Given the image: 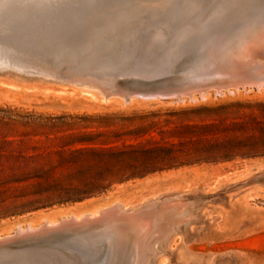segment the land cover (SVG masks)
Listing matches in <instances>:
<instances>
[{
  "label": "rangeland",
  "instance_id": "obj_1",
  "mask_svg": "<svg viewBox=\"0 0 264 264\" xmlns=\"http://www.w3.org/2000/svg\"><path fill=\"white\" fill-rule=\"evenodd\" d=\"M263 1L0 0V239L104 210L119 228L113 248L88 227L74 238L84 255L36 239L0 249V264H90L104 251L103 264H126L130 239L136 264H264ZM197 33L240 36V54L214 62L233 75L223 92L183 76L207 69L189 58ZM154 76L195 92L132 98V80Z\"/></svg>",
  "mask_w": 264,
  "mask_h": 264
},
{
  "label": "bare ground",
  "instance_id": "obj_2",
  "mask_svg": "<svg viewBox=\"0 0 264 264\" xmlns=\"http://www.w3.org/2000/svg\"><path fill=\"white\" fill-rule=\"evenodd\" d=\"M71 1V0H70ZM90 1V0H89ZM102 1V0H101ZM150 1V0H149ZM201 1V0H200ZM203 1V0H202ZM173 2H175V1H173ZM264 2V1H263ZM149 3V2H148ZM158 3V2H157ZM182 3V2H181ZM233 3H235V2H233ZM248 3V2H247ZM258 3V2H257ZM262 3V2H261ZM150 4V3H149ZM170 4V3H169ZM173 4V3H172ZM206 4V3H205ZM167 5V4H166ZM177 5V4H176ZM175 5V6H176ZM180 5V4H179ZM179 5H177V6H179ZM198 5V4H197ZM201 6H202V4H200ZM172 6V5H171ZM206 6V5H205ZM247 6V5H246ZM248 6H249V4H248ZM257 6V5H256ZM158 7V6H157ZM179 7H182V6H179ZM259 7V6H258ZM79 8V7H78ZM125 8V7H124ZM144 8V7H143ZM183 8V7H182ZM185 8V7H184ZM200 8H202V7H200L199 6V9ZM242 8H244V7H242ZM61 10V9H60ZM122 10V9H121ZM133 10V9H132ZM174 10V9H173ZM183 10V9H182ZM181 10V11H182ZM201 10V9H200ZM246 10V9H245ZM251 10V9H250ZM257 10H259V9H257ZM66 11V10H65ZM176 11V10H175ZM261 11V10H260ZM16 12V11H15ZM62 12V11H61ZM178 12V11H177ZM179 12H180V10H179ZM239 12V11H238ZM250 12H252V11H250ZM49 13V12H48ZM47 13V14H48ZM129 13H130V11H129ZM41 14V13H40ZM75 14V13H74ZM122 14V13H121ZM242 14V13H241ZM248 14V13H247ZM246 14V15H247ZM46 15V14H45ZM52 15V14H51ZM54 15H56V14H54ZM53 15V16H54ZM130 15V14H129ZM134 15H136V14H134ZM169 15V14H168ZM34 16V15H33ZM33 16H32V18H33ZM45 17V16H44ZM147 17V16H146ZM262 17V16H261ZM46 18V17H45ZM48 18V17H47ZM145 18V17H144ZM166 18V17H165ZM171 18V17H170ZM196 18V17H195ZM244 18V17H243ZM6 19V18H5ZM16 19V18H15ZM38 19V18H37ZM204 19V18H203ZM218 19H220V18H218ZM44 20V19H43ZM42 20V21H43ZM84 20V19H83ZM148 20V19H147ZM8 21V20H7ZM60 21V20H59ZM71 21V20H70ZM135 21V20H134ZM40 22V21H39ZM45 22V21H44ZM64 22H65V20H64ZM41 23V22H40ZM70 23V22H69ZM18 24V23H17ZM37 25V24H36ZM12 26V25H11ZM62 26V25H61ZM67 26V25H66ZM173 26V25H172ZM256 26V25H255ZM37 27V26H36ZM70 27V26H69ZM38 28V27H37ZM62 28V27H61ZM86 28V27H85ZM40 29V28H39ZM53 30V29H52ZM163 30H164V28L162 29V32H163ZM166 30V29H165ZM64 31H65V29H64ZM59 32V31H58ZM85 32V31H84ZM167 32H168V30H167ZM241 32V31H240ZM25 33H26V31H25ZM49 33V32H48ZM51 33V32H50ZM112 33V32H111ZM165 33V32H164ZM12 35V34H11ZM181 35V34H180ZM190 35V34H189ZM207 35V34H206ZM205 35V36H206ZM261 34H259V36H260ZM164 37H165V35H163ZM222 36H227L228 37V40H229V42L231 43L230 44V48H225V47H223L221 44H219V51H220V53L219 54H216V56L218 57V59L216 58V56H214L215 55V53H214V55H213V53H211L212 51H210L209 49H203V50H199L198 48H196V44L198 43H195V45H193L192 46V50H191V52H190V54H189V58H190V60H192V62L194 61H196V62H199V61H201V59H203L205 62H208V65L205 67V68H207L206 70H204L203 72H201L200 71V69H195V72L194 73H191L190 72V70L191 69H189L188 71H185L184 72V74H183V76L184 77H186V78H191V76L192 77H194V78H198V76H200V75H202V74H204V75H206V76H204V81L201 83V84H198V85H200V86H202V85H204V86H206V85H211L212 84V79H213V77L212 76H215V75H219V77H221L222 79H224L225 77H228L227 75L224 77V75L227 73H225V71L227 70V66L226 67H222V66H216V67H213V66H215V64H214V62H217V63H219V65H220V62H222L223 60L225 61L224 63H223V65L226 63V65H227V62L226 61H228V59L227 58H230V56L228 55L227 56V54H225V52H228V51H230L231 50V53L230 54H232L233 55V53L234 52H236V51H234V46L236 45L235 43V41H236V38H238L239 40H241L239 37L240 36H238V35H236L237 37H235L233 34L232 35H230V34H228V35H226V33H224ZM258 36V37H259ZM55 37V36H54ZM204 37V36H203ZM241 37H243V36H241ZM258 37H257V39H258ZM262 37H263V34H262ZM88 38V37H87ZM100 38V37H99ZM243 38H246V37H243ZM255 38V37H254ZM261 38V37H260ZM208 39V38H207ZM211 40H215V39H217V37H211L210 38ZM42 40H44V39H42ZM249 40H251L250 38H249ZM249 40H247V41H249ZM261 40V39H260ZM78 41V40H77ZM258 40H256V42H257ZM11 42V41H10ZM79 42V41H78ZM261 42H263V41H261ZM260 42V43H261ZM16 43V42H15ZM203 43L204 44H206L204 41H203ZM239 43V42H238ZM244 43H246V41H240V43H239V47H240V45L241 44H244ZM84 44V43H83ZM203 44V45H204ZM250 44V43H249ZM248 44V45H249ZM262 45H264V42L263 43H261ZM28 45H30V44H28ZM159 45V44H158ZM173 45V44H172ZM218 44H217V42H216V44H214L213 45V47H215V46H217ZM252 46H254L255 45V47H256V45H258L259 46V44L257 43H253V44H251ZM262 45H260V46H262ZM250 46V45H249ZM260 46H259V48H260ZM245 47H246V44H245ZM165 48V47H164ZM237 48V49H236ZM235 49L236 50H238V47H236ZM240 48H243V50L245 49L243 46L242 47H240ZM247 49H248V46L246 47ZM263 48H264V46H263ZM262 48V49H263ZM250 49H251V47H250ZM252 49H254V47L252 48ZM213 50V49H212ZM249 50V49H248ZM256 50V49H255ZM260 50H261V48H260ZM264 50V49H263ZM192 51H195L196 53H195V55H193V53H192ZM215 51V50H214ZM252 51V50H251ZM243 52H245V50L243 51ZM260 52V51H259ZM184 53V52H183ZM223 53L225 54L224 56H223ZM237 53H239V51L237 52ZM237 53L235 54L234 53V55L233 56H236L237 55ZM262 54L264 53L263 51L261 52ZM148 54V53H147ZM240 54V53H239ZM242 54H245V53H242ZM248 53H247V51H246V54L244 55V57H246V55H247ZM253 54V53H252ZM254 54H256V52L254 53ZM250 55V54H249ZM150 57V56H149ZM222 57L224 58V59H222ZM238 57V56H237ZM236 57V58H237ZM241 57H243V55L241 56ZM255 57V56H254ZM240 58V57H239ZM258 58V57H257ZM231 59V58H230ZM235 59V58H234ZM234 59H232V61L234 60ZM248 59H250V58H248ZM251 59H252V57H251ZM250 59V60H251ZM240 60L242 61V58H240ZM240 60H237V62L238 63H240L241 61ZM250 60H249V62H250ZM253 60V59H252ZM251 60V61H252ZM257 60H259V59H257ZM190 62V61H189ZM234 62H235V60H234ZM236 62V63H237ZM246 62V61H245ZM252 62H254V61H252ZM257 62V61H256ZM259 62H260V60H259ZM179 63V62H178ZM237 63V64H238ZM264 63V62H263ZM79 64V63H78ZM213 64V65H212ZM241 64H243V61H242V63ZM240 64V65H241ZM245 64V63H244ZM243 64V65H244ZM247 64V63H246ZM245 64V65H246ZM260 64V63H259ZM29 65V64H28ZM98 65V64H97ZM253 64L251 63L249 66H250V69H251V66H252ZM196 66V65H195ZM238 66H239V64H238ZM248 65H246L245 66V72H246V67H247ZM260 66V65H259ZM2 67V66H1ZM4 67H5V65H4ZM222 69H221V68ZM257 67V66H256ZM218 68H220L221 69V71L219 72L218 71ZM223 68H226V69H224L225 71H222L223 70ZM262 69H263V67H261ZM13 69V68H12ZM174 69V68H173ZM229 69V68H228ZM235 69H237L236 67H235ZM249 69V68H248ZM256 69V68H255ZM258 69V68H257ZM232 70V69H231ZM238 70V69H237ZM240 70H241V68H240ZM243 70V69H242ZM243 70V71H244ZM261 70V69H260ZM256 71V70H255ZM258 71H259V69H258ZM175 72V71H174ZM232 72V71H231ZM239 72H241V71H239ZM250 72H251V70H250ZM252 72H254V71H252ZM260 72H264L263 70H261ZM151 73V72H150ZM191 73V74H190ZM233 74H234V72H232ZM232 73H230V74H232ZM261 73V74H262ZM241 74H243V73H241ZM248 74H250V73H248ZM260 74V73H259ZM264 74V73H263ZM132 76V75H131ZM169 76V75H168ZM252 76V75H251ZM264 76V75H263ZM263 76H260V77H263ZM134 77V76H133ZM209 77H211V78H209ZM253 77V76H252ZM138 78V77H137ZM178 78H180V76H178ZM255 78V77H254ZM253 78V79H254ZM264 78V77H263ZM163 79H165L166 80V77L165 76H154V77H152V78H142V79H139V80H132V82H131V79H130V85H129V88H130V90H133L132 89V85L134 84V83H140V82H146V83H148V82H151V83H153V85H157V84H161V83H166V82H162L163 81ZM206 79H207V81H206ZM260 79V78H259ZM164 80V81H165ZM228 80V79H227ZM231 81H232V79H230ZM230 80H228L229 82H230ZM261 80V79H260ZM263 81H264V79H262ZM251 81H253V80H251ZM256 81H258L259 82V80H257L256 79ZM255 81V82H256ZM262 81V82H263ZM76 82V81H75ZM223 82V81H222ZM234 82V81H233ZM257 82V83H258ZM126 83V82H125ZM245 83H247V82H245ZM253 83V82H252ZM127 84V83H126ZM189 84V83H188ZM194 84L195 85H197L196 84V82L195 83H193V86H194ZM259 84H261V82L259 83ZM90 85V84H89ZM88 85V86H89ZM197 85V86H198ZM225 85H227V83L225 84ZM224 85V86H225ZM247 85V84H246ZM255 85V84H254ZM92 86V85H91ZM181 86H184L183 84L181 85ZM188 86V85H187ZM190 86H191V84H190ZM215 86H217V85H215ZM215 86H213V87H215ZM219 86V85H218ZM218 86H217V88H218ZM240 86H242V88H244L245 87V85L243 86V85H240ZM240 86L238 85L237 87H239L240 88ZM248 86V85H247ZM257 87L256 88H258V86L260 87V85H256ZM262 86V85H261ZM175 87H177V88H181L180 86H175ZM203 87V86H202ZM221 87V86H220ZM219 87V88H220ZM91 88V87H90ZM125 88V87H124ZM184 88V87H183ZM188 88V87H187ZM199 88H201V87H199ZM216 88V87H215ZM218 88V89H219ZM128 89V88H127ZM196 89V88H195ZM195 89H193L192 88V86H191V88L190 89H188V91L189 90H191V93L193 94L194 92H195ZM258 89H260V88H258ZM185 90H187V89H185ZM220 90L222 91V90H224L223 88L221 89L220 88ZM228 90V89H227ZM127 91V90H126ZM230 91V90H229ZM114 92V91H113ZM121 92V91H120ZM128 92H129V90H128ZM140 92V93H139ZM185 92V91H184ZM223 92V91H222ZM104 93V92H103ZM190 92H189V94L188 95H191V96H193L192 94H191ZM219 93V92H218ZM105 94V93H104ZM137 94H142V95H147V92L146 91H140V90H135V92H134V94H133V96H132V98L133 97H136L137 96ZM196 94V93H195ZM200 94H202V93H200ZM223 94V93H222ZM109 95V94H108ZM106 96V95H105ZM126 96V95H125ZM191 96H189V97H191ZM110 97V96H109ZM107 98V97H106ZM130 98H131V96H130ZM128 99V100H130L131 101V99ZM193 98V97H192ZM135 99H137V98H135ZM159 99V98H158ZM158 99H156V100H158ZM180 99V98H179ZM132 100H134V99H132ZM164 198H166V196L164 197ZM183 203V202H182ZM177 204V203H176ZM183 204H185V203H183ZM186 204H188L187 202H186ZM185 204V205H186ZM164 205V204H163ZM179 205H181V204H179ZM196 205V204H195ZM169 207H170V205H168ZM189 206V205H188ZM194 206V205H193ZM193 206H191V207H193ZM120 207V206H119ZM118 207V208H119ZM151 207V206H150ZM154 207V206H153ZM152 207V208H153ZM173 207H178V206H175V204L173 205ZM172 207V208H173ZM182 207L183 208H185L184 207V205H182ZM122 208V207H121ZM124 208V207H123ZM164 208H166V207H164ZM179 208H181L180 206L178 207V208H176L174 211H176L177 209H179ZM188 210H189V208L188 207H186ZM112 209V208H111ZM114 209H116V207L114 208ZM125 209V208H124ZM161 209V208H160ZM182 209V208H181ZM120 210V209H119ZM126 210V209H125ZM146 211H147V209H145ZM172 211V209H168V211ZM183 210V209H182ZM113 211V210H112ZM115 211V210H114ZM123 211V210H122ZM121 211V214H123V212ZM154 211H155V209H154ZM165 211V210H164ZM168 211H166V213L168 212ZM174 211H172L173 213H174ZM178 211V210H177ZM195 211V210H194ZM197 211H199V209H197ZM107 212H109V211H106V210H104V211H101L100 213H97V214H95V213H93V215L91 214V215H86L85 217H82V216H80V218H78L77 216V218H75L74 217V219H66V220H64V221H62L61 223H57L56 224V222L54 221V223L52 224V221H51V224H49V223H47L46 222V225H44V226H42L43 228H44V230H42V231H40V232H38V231H36V233H28V234H24L23 232H25L26 231V229L25 230H23V228H21L19 231L21 232V233H23L24 234V236H22V234H19L18 236L16 235V237H14V238H16V239H21V240H25L26 238H35V236H37V235H41V234H48V233H58V232H64L66 235V237H65V240H63L62 242H64L65 241V243H59V241H48V242H46L45 244H44V241H42L43 242V244L44 245H46V244H49L50 245V247H52V246H54V248L55 247H62V248H67V249H73V250H75L76 251V253L77 254H79V252L82 254V255H84L85 254V252H86V250H85V248L86 249H89V247L88 246H86V245H83V244H81L80 242H77V241H75L74 240V238L76 237V231H80V233H84V232H86V230H88L89 228L88 227H90V229H91V227H93L94 229H95V227H102V228H104L105 230L107 229L108 230V232H111V233H109L110 234V239L108 240V239H106L104 242L106 243V244H108V245H110V247L111 248H113V246H114V241H115V238L117 237V235H116V232H117V234H118V232H119V228L117 227V225H114V222H115V220L113 219V218H111V215H107ZM126 212H127V210H126ZM125 212V213H126ZM150 212V211H149ZM148 213V212H147ZM150 213H152V211L150 212ZM166 213H164V214H166ZM170 213L171 212H169V214H168V216L166 217V219L168 218V217H170V216H172V215H174V214H172L171 213V215H170ZM178 213V212H177ZM190 213V212H189ZM192 213V212H191ZM190 213V214H191ZM196 213H199V212H196ZM95 214V215H94ZM119 214V213H118ZM121 214H120V216H121ZM163 214V213H162ZM161 214V215H162ZM164 214H163V216H164ZM175 214H176V212H175ZM179 214V213H178ZM178 214H177V216H178ZM181 214V213H180ZM195 214V213H194ZM125 215V214H124ZM167 215V214H166ZM181 215H183V212H182V214ZM180 215V218L179 219H181V216ZM196 215H198V214H196ZM74 216V215H73ZM120 216L118 217L119 219H120ZM123 216V215H122ZM163 216L161 217V218H163ZM191 216V215H190ZM82 217V218H81ZM127 217V216H126ZM157 217V216H156ZM184 217H185V215H184ZM192 217V216H191ZM190 217V218H191ZM69 218V217H68ZM72 218V217H71ZM132 218H134V217H132ZM176 218V216H174V218H172L171 217V219H173V221L175 222V219ZM183 218V217H182ZM118 219V221H120ZM125 218H122V220H124ZM160 219V218H159ZM175 219V220H174ZM184 219V218H183ZM188 219V218H187ZM153 220V219H152ZM156 220V219H155ZM163 220H165L164 218H163ZM186 220V219H185ZM117 221V220H116ZM128 221V220H127ZM177 221V220H176ZM182 221H184V220H182ZM181 221V222H182ZM50 222V221H49ZM157 222H159V221H157ZM162 222V221H161ZM164 223H165V221H163ZM167 222V221H166ZM170 222V221H169ZM177 222H180V221H177ZM132 223V222H131ZM130 223V224H131ZM168 223V222H167ZM166 223V224H167ZM171 223V222H170ZM170 223H168V226H170L171 224ZM145 224V223H144ZM165 224V225H166ZM43 225V224H42ZM121 225V224H120ZM131 226V225H130ZM161 226V225H160ZM160 226H159V230H160ZM172 226V225H171ZM22 227V226H21ZM28 227V226H27ZM31 227V226H30ZM145 227H146V225H145ZM158 227V226H157ZM165 227V226H164ZM164 227H162V228H164ZM167 227V226H166ZM165 227V229H167ZM174 227H176V226H174ZM42 228V229H43ZM46 228V229H45ZM138 228V227H137ZM179 228V227H178ZM38 229H40V228H38ZM37 229V230H38ZM94 229H93V231H94ZM97 229V228H96ZM135 229H136V227H135ZM145 229V228H144ZM155 229V228H154ZM170 229V228H169ZM30 230H32V229H30ZM36 230V229H35ZM106 230V231H107ZM159 230L157 231V232H159ZM180 231V230H179ZM17 232V231H16ZM16 232H15V234H16ZM20 232H18V233H20ZM28 232V231H27ZM103 232V231H102ZM125 232H126V230H125ZM17 233V234H18ZM93 233V232H92ZM100 233H101V231H100ZM162 233H163V231H162ZM14 234V235H15ZM103 234H104V232H103ZM121 234V233H120ZM123 234V233H122ZM156 234V233H155ZM167 234H168V231H167ZM160 235H162V234H160ZM12 236V235H11ZM10 236V237H11ZM79 236V235H78ZM91 236V235H90ZM153 236V235H152ZM163 236V235H162ZM162 236H161V238H162ZM165 236V235H164ZM6 237V236H5ZM127 237V236H126ZM158 237V236H157ZM156 237V238H157ZM79 238H82V237H79ZM85 238H86V236H85ZM153 238V237H152ZM160 238V237H159ZM158 238V239H159ZM169 238H170V236H169ZM3 239V238H2ZM2 239H0L1 241L0 242H3L2 241ZM154 239L155 238H153V242H156V241H154ZM164 239V238H163ZM6 240H7V238H6ZM33 240L35 241V239H28V241H22V243H27V242H33ZM157 240V239H156ZM160 240H162V239H159V241ZM38 241V240H37ZM79 241V240H78ZM127 241V240H126ZM151 241V240H150ZM169 241V240H168ZM41 241L39 240V242H37L38 244L40 243ZM116 242V241H115ZM130 242V243H129ZM22 243H20V244H17L15 247H11L10 249H18L19 247H20V245H22ZM35 243V242H34ZM128 243L130 244V247L132 248L131 249V251H129L130 252V257L128 258V260H127V262H126V264H136V261L134 260V259H136L135 258V256H136V254H135V251H134V246H136L135 244H134V242L130 239V241H128ZM141 243V242H140ZM146 243V242H145ZM152 243V242H151ZM151 243H149V244H151ZM41 244V243H40ZM153 244V243H152ZM42 245V244H41ZM40 245V246H41ZM117 245V244H116ZM142 245V244H141ZM25 246V245H24ZM28 246V245H27ZM43 246V245H42ZM94 246V245H93ZM142 246H144L145 247V245H142ZM45 247V246H44ZM49 247V246H48ZM129 247V248H130ZM149 247V250H150V248L152 247H150V246H148ZM22 248V247H21ZM28 248V247H27ZM61 248V249H62ZM96 248V247H95ZM121 248H123L122 246H121ZM31 249V248H30ZM46 249V248H45ZM57 249V248H56ZM55 249V250H56ZM96 249H99L98 247L96 248ZM101 249V248H100ZM144 249V248H143ZM7 250V249H6ZM36 250V249H35ZM52 250V249H51ZM66 249H64L63 251H65ZM127 250H129L128 248H127ZM154 250V249H153ZM21 251V250H20ZM45 251V250H44ZM53 251H54V249H53ZM62 251V252H63ZM102 251V250H101ZM126 251V250H125ZM124 251V252H125ZM147 251V250H146ZM55 252V251H54ZM128 252V251H127ZM28 253V252H27ZM44 253V252H43ZM56 253H57V250H56ZM64 253V252H63ZM91 253V252H90ZM119 253V252H118ZM121 253H122V251H121ZM60 254V253H59ZM62 254V253H61ZM125 255H126V253H124ZM141 254V253H140ZM146 254V253H145ZM90 255V254H89ZM128 255V254H127ZM56 256V255H55ZM63 256V255H62ZM76 256V255H75ZM75 256H72V257H75ZM79 256V255H78ZM129 256V255H128ZM139 256V255H138ZM146 256V255H145ZM16 257V256H15ZM24 257V256H23ZM22 257V258H23ZM28 257V256H27ZM26 257V258H27ZM116 257V256H115ZM119 257H120V255H119ZM126 257V256H125ZM21 258V257H20ZM33 258V257H32ZM61 259H62V257H60ZM76 258V257H75ZM94 258H96V257H94ZM117 258V257H116ZM127 258V257H126ZM140 258V257H139ZM29 259V258H28ZM71 259V258H70ZM74 259V258H73ZM108 259V252H99V257L98 258H96L95 260H91V263L90 264H103L106 260ZM67 260V259H66ZM77 260H79V259H77ZM143 260V259H142ZM19 261V260H18ZM30 261V260H29ZM33 261V260H32ZM62 261H63V259H62ZM110 261H113V258H112V260H110ZM140 261V260H139ZM73 262H76L77 263V261H73ZM124 263V262H123ZM64 264H71L70 262H68V261H64ZM107 264V263H106Z\"/></svg>",
  "mask_w": 264,
  "mask_h": 264
},
{
  "label": "water",
  "instance_id": "obj_3",
  "mask_svg": "<svg viewBox=\"0 0 264 264\" xmlns=\"http://www.w3.org/2000/svg\"><path fill=\"white\" fill-rule=\"evenodd\" d=\"M180 29V28H178ZM177 30V29H176ZM175 30V32H176ZM178 31V30H177ZM173 33V32H172ZM202 36V34H199L197 33L195 35L194 38H199L198 39V43L195 45L196 48H198L199 50H203V49H209L211 48V46H213L214 44H216L217 42V46H215V53L216 54H219L220 51L218 50L219 47L222 45L223 47H227V48H230V42L228 40V37L226 36H222V34H219V36L217 37V39L215 40H211L209 37H205L203 38L200 37ZM202 38V39H201ZM208 38V39H206ZM203 41L206 43L204 44ZM204 44V45H203ZM219 44H221L219 46ZM193 55H195V51H192ZM213 77V81L212 83L214 85L216 84H221V79L219 77V75H215V76H212ZM233 75H229L227 79H232ZM211 78V77H209ZM226 80L223 79V81ZM207 81V79H206ZM196 84H201L202 83V79L198 78L195 80ZM234 82H232L233 84ZM180 86L181 88H177L175 86ZM182 85V82H178L177 84H172L170 82V80L166 81V83H159L157 85H153V83L151 82H138L137 84L134 83L132 86V89L133 90H140V91H146L147 92V95H142V94H137L136 98H140V99H144V100H156V99H160V100H170V99H177V98H184V97H188V93H185L184 90H183V86ZM214 90V89H212ZM211 90V91H212ZM140 93V92H139ZM199 93H197L198 95ZM66 234L64 232H58V233H48V234H41V235H37L35 236V238H26L25 240H19V239H16V238H10V239H7L3 242H0V249H5V248H11V247H15L17 244H20L22 243V241H28V239H37V240H40L41 242L44 241V243L48 242V241H59V243H65L62 242L63 240H65V236ZM22 236H24V234H22ZM12 237H15V235H13Z\"/></svg>",
  "mask_w": 264,
  "mask_h": 264
},
{
  "label": "trees",
  "instance_id": "obj_4",
  "mask_svg": "<svg viewBox=\"0 0 264 264\" xmlns=\"http://www.w3.org/2000/svg\"><path fill=\"white\" fill-rule=\"evenodd\" d=\"M164 153L165 154H171L170 151H168V150H166V152H164ZM74 162H75V160H74ZM45 176H46V174L36 175L34 177H26L25 174H15L10 179H7V180L10 182L21 183V182L27 181V180L32 179V178H36V177L43 178Z\"/></svg>",
  "mask_w": 264,
  "mask_h": 264
}]
</instances>
